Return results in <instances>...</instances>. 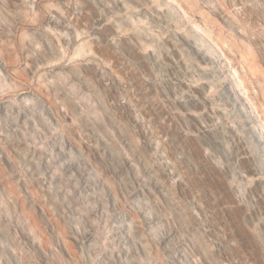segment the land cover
<instances>
[{"label":"rangeland","instance_id":"374dc122","mask_svg":"<svg viewBox=\"0 0 264 264\" xmlns=\"http://www.w3.org/2000/svg\"><path fill=\"white\" fill-rule=\"evenodd\" d=\"M0 264H264V0H0Z\"/></svg>","mask_w":264,"mask_h":264}]
</instances>
